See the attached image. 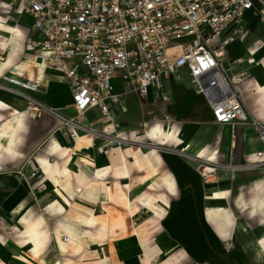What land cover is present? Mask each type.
Segmentation results:
<instances>
[{
    "label": "crops",
    "instance_id": "crops-1",
    "mask_svg": "<svg viewBox=\"0 0 264 264\" xmlns=\"http://www.w3.org/2000/svg\"><path fill=\"white\" fill-rule=\"evenodd\" d=\"M29 1L0 0V84L75 116L67 84L46 68V55L29 45L42 40L23 10ZM245 20V37L226 52L229 61L243 60L233 73L248 75L239 86L245 112L263 120L264 10L248 11ZM114 85L123 93L118 76ZM163 86L164 105L154 91L144 99L126 94V112L102 118L91 109L83 120L101 127L120 122L124 134L133 135L149 120L148 110L158 113L164 106L174 123L167 131L156 126L153 142L173 149L122 146L104 154L89 137L57 133L60 123L50 115L30 118L27 100L0 90V264H69L77 245L84 253L83 243L110 240L117 242L116 251L96 247L112 264H167L166 254L180 264H264V172L217 171L206 182L189 158L212 166L235 156L244 165L264 151V143L249 125L214 124L187 70L164 79ZM138 211L154 219L150 229L134 228L131 218ZM69 212L72 216L61 218ZM77 216L82 222H75ZM229 238L236 245L227 252L223 241Z\"/></svg>",
    "mask_w": 264,
    "mask_h": 264
},
{
    "label": "built area",
    "instance_id": "built-area-1",
    "mask_svg": "<svg viewBox=\"0 0 264 264\" xmlns=\"http://www.w3.org/2000/svg\"><path fill=\"white\" fill-rule=\"evenodd\" d=\"M17 1L12 0V4ZM255 8L264 10V1L30 0L23 10L32 16L34 29L42 40H30L29 45L46 55V68L67 84L75 116L11 87L0 84V90L27 100L30 118L50 115L60 123L57 133L72 139L79 134L92 135L103 142L98 151L113 153L132 142L109 135L115 122L98 128L83 120L87 111L97 109L102 118H110L113 111L126 112L124 95L144 99L151 91L156 99L167 102L163 80L185 69L196 94L208 101L214 124L249 125L263 144L264 119H255L245 112L239 91L248 75L233 73L243 60L229 61L226 52L229 44L245 37V15ZM175 47L181 48V55L170 60L167 51ZM117 76L123 93L116 91ZM5 81L33 88L12 78ZM112 144L116 145L111 147ZM254 156L244 165L234 164L232 156L228 163L212 166L189 158L199 164L202 178L208 182L217 171L264 172V151ZM35 175L34 172L32 176ZM223 244L227 252L236 245L232 238Z\"/></svg>",
    "mask_w": 264,
    "mask_h": 264
},
{
    "label": "rangeland",
    "instance_id": "rangeland-1",
    "mask_svg": "<svg viewBox=\"0 0 264 264\" xmlns=\"http://www.w3.org/2000/svg\"><path fill=\"white\" fill-rule=\"evenodd\" d=\"M167 54L169 55L170 60H173V59H175L181 55V48L180 47L170 48L167 51ZM158 101L161 102L163 105L165 104L160 100H158ZM146 113L148 116L147 118H149V120L147 121V123L142 128H140L136 131H132L131 133L133 135L124 134L123 127H122L120 122H115V124H116L115 127L108 131L109 135H111V137H116V136L122 137L128 141H131L132 143H130V145H124L125 148H129L131 150L148 151L150 149V147H152V148L156 147L158 150L173 149L170 146H166V147L165 146L162 147L160 145L158 146V145H156L155 142H153V137L155 135V131H154L155 127L160 125L161 127L165 128V131H167L171 127V124L174 123L173 118L170 117L169 115H166L164 106H162L160 108L158 113L152 109L148 110ZM95 124H96V127L103 128L100 125H98L97 123H95ZM79 136L80 137H87V138L89 137L90 139H94L99 145L103 144V142L101 140H98V139L92 137V135L82 136V134H79ZM115 145L116 144H112L111 147H114ZM104 149L106 150L108 148H104ZM102 151H103V149H102ZM234 164H237V165L241 164V163H238L237 158H235V156H234ZM122 202H123L122 198L117 199L118 204H121ZM150 207H152V206H150ZM130 212L133 213L134 210L130 209ZM117 214H119V212ZM119 215L122 218V214H119ZM68 216H72L71 212H69L68 214L67 213L62 214L61 218L67 219ZM136 216L137 217L133 216L131 218V220L133 219L135 224H136L134 227V228H136V230L141 228L142 225L144 228L150 229L152 227V225L154 223V219L152 217H150L147 214H143L141 211H138V215H136ZM62 224H66V222H62ZM106 233H107V231L105 232V235H106ZM106 236H104V238H106ZM122 241L121 242L124 246L128 245L130 242V241H127V239L122 240ZM142 241H144V239ZM154 242H155V238L152 239L150 242H148V244L151 245V244H154ZM116 243L117 242L111 241V240L105 241V242H98V243L93 242V241H90L89 243H83L84 253L79 252L80 245H77V249L74 253L75 259L72 260L73 262L72 263L70 262L69 264H97V262H99V260H104L105 264H112V262H110L109 257H107V258H105L104 256L101 257V255L98 254V248L96 246L103 245V246L107 247V249H110V252H113V251H116V249L118 247V246H116ZM129 246L131 247V243ZM102 248H100L101 252L103 250ZM126 256H128V255L124 254L123 258H125ZM126 258H128V257H126ZM137 258H139V257H137ZM165 261H167V264H180V261H178L177 258H175L174 256L169 257L167 254H166Z\"/></svg>",
    "mask_w": 264,
    "mask_h": 264
},
{
    "label": "bare ground",
    "instance_id": "bare-ground-1",
    "mask_svg": "<svg viewBox=\"0 0 264 264\" xmlns=\"http://www.w3.org/2000/svg\"><path fill=\"white\" fill-rule=\"evenodd\" d=\"M0 132H1V130H0ZM123 167V166H122ZM212 185V184H211ZM149 207H150V203H149ZM211 210V209H210ZM81 215V214H80ZM86 218V217H85ZM84 217H83V220L85 219ZM79 219V220H78ZM87 219V218H86ZM75 220V219H74ZM85 221V220H84ZM75 222H82V219H80V216H77L76 217V221ZM85 223V222H84ZM87 223V222H86ZM45 233V232H44ZM47 235V234H46ZM49 235V234H48ZM47 237V236H46ZM71 243L73 244V245H75L76 243H77V240H75L74 238H72L71 239ZM65 248H68L69 247V244L68 243H61Z\"/></svg>",
    "mask_w": 264,
    "mask_h": 264
}]
</instances>
